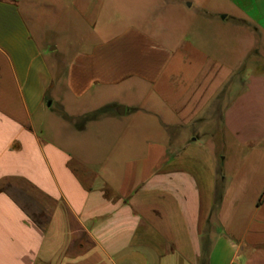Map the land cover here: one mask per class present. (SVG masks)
<instances>
[{
  "label": "crops",
  "instance_id": "crops-1",
  "mask_svg": "<svg viewBox=\"0 0 264 264\" xmlns=\"http://www.w3.org/2000/svg\"><path fill=\"white\" fill-rule=\"evenodd\" d=\"M192 6L0 0V264H201L205 237L206 264H264V71L225 102L244 58L222 42L264 40V0L172 21Z\"/></svg>",
  "mask_w": 264,
  "mask_h": 264
},
{
  "label": "rangeland",
  "instance_id": "rangeland-1",
  "mask_svg": "<svg viewBox=\"0 0 264 264\" xmlns=\"http://www.w3.org/2000/svg\"><path fill=\"white\" fill-rule=\"evenodd\" d=\"M179 1H181V3L185 5L192 3L193 6L187 11H185V13L178 11L172 13V21L179 22V25H182V23L180 22L186 23V21L197 20L200 14L197 9L201 5V0ZM240 23L244 28H246L243 29L242 36L240 35V37L238 38V36L236 35V41L235 38H232L230 35H227L222 39L223 44L225 42V45H227V47L231 44L234 45L235 43H237V47L235 48L237 53L234 54L235 58H244L243 64L237 69V72L241 71L240 74L233 76L229 86L227 87V90L223 94L225 102L229 101L231 95H234L237 92V89L242 86L240 81H244L246 71H264V40L254 27H251L243 21H241ZM200 29L202 28L200 27ZM181 31H183V29H181ZM209 41L213 43L212 38ZM251 46L253 49L250 48ZM117 99L121 100L122 98L121 96H118ZM100 116H98V118ZM42 117L44 118L45 126L40 130L44 129V134L54 132L57 129V125L59 122L58 120L62 121V117L58 113L56 114L53 111H46V113H44ZM90 122L91 120L78 119L77 121H75V126L83 127L85 125H88ZM13 194L15 195L16 199L20 202V204L23 205V207L33 216V218L38 221L42 220L40 210L37 208V201L41 203V197L40 195H38L37 192L31 193V195L33 196V198L31 199L19 190L14 191Z\"/></svg>",
  "mask_w": 264,
  "mask_h": 264
},
{
  "label": "trees",
  "instance_id": "trees-1",
  "mask_svg": "<svg viewBox=\"0 0 264 264\" xmlns=\"http://www.w3.org/2000/svg\"><path fill=\"white\" fill-rule=\"evenodd\" d=\"M241 72V71H240ZM240 72H237L235 75H239ZM234 75V76H235ZM232 80V79H231ZM103 113H105V110L104 109H101L97 112H94L93 114H89V115H86V116H83L81 117L80 119H85V120H93V119H96L98 116L102 115ZM264 198V192L262 193L261 197H260V201H262ZM219 199H220V188L217 189V196H216V203L219 202ZM259 201V202H260ZM41 218L42 220L41 221H38L36 220L38 223H45L46 221V217L41 215ZM207 258H208V240L207 238L205 237L203 239V249H202V257H201V264H206L207 263Z\"/></svg>",
  "mask_w": 264,
  "mask_h": 264
},
{
  "label": "water",
  "instance_id": "water-1",
  "mask_svg": "<svg viewBox=\"0 0 264 264\" xmlns=\"http://www.w3.org/2000/svg\"><path fill=\"white\" fill-rule=\"evenodd\" d=\"M118 113H119L120 115H123V114H124V109H123V107L120 108V111H118Z\"/></svg>",
  "mask_w": 264,
  "mask_h": 264
}]
</instances>
